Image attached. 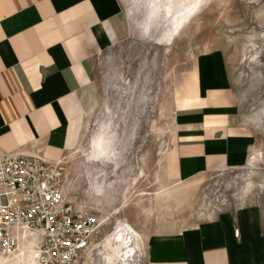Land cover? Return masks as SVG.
Returning <instances> with one entry per match:
<instances>
[{"label": "rangeland", "instance_id": "rangeland-1", "mask_svg": "<svg viewBox=\"0 0 264 264\" xmlns=\"http://www.w3.org/2000/svg\"><path fill=\"white\" fill-rule=\"evenodd\" d=\"M122 1L125 32L94 58L91 82L79 93L84 113L78 140L59 157L65 201L99 222L94 246L79 264H107V242L125 221L147 240L210 217L233 220L238 209L254 207L264 234L263 163L199 173L178 187L162 169L175 75L207 51L221 55L242 119L264 136V0H198V12L186 16L168 47L155 41L168 18L149 21L148 0ZM167 1L177 11L188 0ZM101 134L112 164L87 160ZM138 259L144 264V256Z\"/></svg>", "mask_w": 264, "mask_h": 264}, {"label": "crops", "instance_id": "crops-1", "mask_svg": "<svg viewBox=\"0 0 264 264\" xmlns=\"http://www.w3.org/2000/svg\"><path fill=\"white\" fill-rule=\"evenodd\" d=\"M122 0H0V152L59 160L78 140L79 93L96 55L125 32ZM83 91V90H82ZM221 55L207 51L175 75L166 180L264 164V139L241 117ZM144 264H264L254 207L145 240Z\"/></svg>", "mask_w": 264, "mask_h": 264}, {"label": "built area", "instance_id": "built-area-1", "mask_svg": "<svg viewBox=\"0 0 264 264\" xmlns=\"http://www.w3.org/2000/svg\"><path fill=\"white\" fill-rule=\"evenodd\" d=\"M58 159L0 152V255L13 253L29 231L38 264H79L99 222L64 201Z\"/></svg>", "mask_w": 264, "mask_h": 264}, {"label": "bare ground", "instance_id": "bare-ground-1", "mask_svg": "<svg viewBox=\"0 0 264 264\" xmlns=\"http://www.w3.org/2000/svg\"><path fill=\"white\" fill-rule=\"evenodd\" d=\"M184 1L185 0H181L179 2L184 3ZM147 3L148 4L146 6L149 11L148 12L149 21L156 22V21L165 20L168 18L169 25H166L168 27L163 32H160L159 34L155 36L156 42H161L167 47L171 45L170 40L173 38L174 32L178 31V29L182 27L184 20L186 19V16L191 15V14L192 15L196 14V12H198V9H199L198 0H188L187 2L184 3L183 6L181 4L182 8H180L177 11H174V9H176L174 8L175 6H173L174 4H172L171 2L169 3V1L167 0H148ZM138 26L140 29L142 28L140 25ZM104 135L102 134L97 135L92 140V144H91L92 152L87 155L88 161H92V162L96 161L98 163L103 162V163H109V164L113 163L112 162V157H113L112 150L110 149L109 142L107 141V138L105 137L106 135L105 136ZM252 154L249 157L248 162H247V165L249 167L257 166L256 164L257 158H259L255 155L253 156ZM175 182L176 184L173 187H178L181 185H185L186 180L185 181H175ZM187 187L188 186L183 187V189ZM60 188H61L62 197L65 201L62 185H60ZM180 191H182V189H180ZM174 194H176L175 191H174ZM127 200H126V193H125L123 202L126 203ZM142 200H143V196L140 195L138 198V201L140 202ZM65 202L68 203L67 201ZM125 206L126 205H123V207ZM33 238L34 237L30 234L29 231H23V237L18 243L17 249L11 254L0 255V264H38V262L35 259V249H34V239ZM144 243H145L144 235H142L140 232L134 229L128 221H125L122 224V227L120 229H117L114 236L111 239H109L107 242L106 252L104 254L107 264H139L138 258L143 257Z\"/></svg>", "mask_w": 264, "mask_h": 264}]
</instances>
